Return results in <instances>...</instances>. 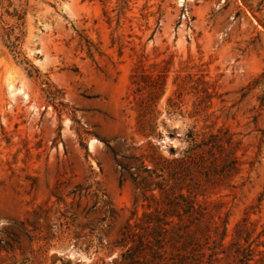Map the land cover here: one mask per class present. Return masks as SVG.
Listing matches in <instances>:
<instances>
[{
    "label": "rangeland",
    "instance_id": "obj_1",
    "mask_svg": "<svg viewBox=\"0 0 264 264\" xmlns=\"http://www.w3.org/2000/svg\"><path fill=\"white\" fill-rule=\"evenodd\" d=\"M221 130L238 174L171 209L163 158ZM156 208L172 263L240 264V224L261 264L264 0H0V264H122Z\"/></svg>",
    "mask_w": 264,
    "mask_h": 264
},
{
    "label": "trees",
    "instance_id": "obj_2",
    "mask_svg": "<svg viewBox=\"0 0 264 264\" xmlns=\"http://www.w3.org/2000/svg\"><path fill=\"white\" fill-rule=\"evenodd\" d=\"M190 138L193 143L182 156L173 159L163 158L166 167L161 170L162 183L158 188L161 191L160 196L170 202L171 209L180 207L185 214L194 215L201 214L198 212L200 204L196 201L198 193L197 188L186 184L187 177L193 172H198L214 179L216 183H228L238 174L240 162L237 156L238 142L226 130L210 133L208 136L204 134L199 138L200 140L193 137V134ZM151 198L155 200L156 196L153 195ZM161 212L160 208H156L155 213L145 212L144 217L147 218L143 223L145 226L138 223L125 227L121 242H129L132 246L122 254V264H181V258L184 256L176 258L174 263L168 258L170 240L167 233L170 229L165 226H171L172 222L165 223V220H161L159 218ZM153 216H157L156 225H152ZM202 222L204 225L202 233L207 235L208 240H214L212 233L216 234L220 228H222V240L226 237L225 226L218 223L212 226L206 219ZM251 229L240 224L236 227L237 241L232 243V247L240 264H249L255 254L253 246L255 241L249 243ZM242 238L244 244L241 243ZM261 254H264V251ZM258 262L264 264V256Z\"/></svg>",
    "mask_w": 264,
    "mask_h": 264
}]
</instances>
